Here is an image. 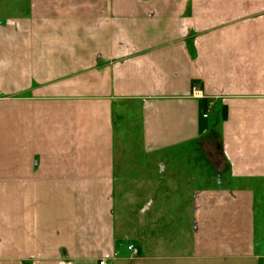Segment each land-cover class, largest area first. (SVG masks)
I'll list each match as a JSON object with an SVG mask.
<instances>
[{"label": "crops", "instance_id": "crops-1", "mask_svg": "<svg viewBox=\"0 0 264 264\" xmlns=\"http://www.w3.org/2000/svg\"><path fill=\"white\" fill-rule=\"evenodd\" d=\"M104 257L264 264V0H0V264Z\"/></svg>", "mask_w": 264, "mask_h": 264}, {"label": "rangeland", "instance_id": "rangeland-1", "mask_svg": "<svg viewBox=\"0 0 264 264\" xmlns=\"http://www.w3.org/2000/svg\"><path fill=\"white\" fill-rule=\"evenodd\" d=\"M7 13H11V8L7 7L6 8ZM218 139L215 138V140L211 143V147L213 150H217L219 145H218ZM122 148V147H121ZM131 148V147H130ZM129 148V149H130ZM139 149V146H137ZM204 150H209L208 144H205V147L203 146ZM158 156H154L152 158V161L155 162V160H158ZM129 160H127L128 162ZM139 161V160H138ZM132 171H136L134 175H132V181L130 184L127 185V189L122 188L119 190L120 196L128 201H130L131 206L127 207V211H131L130 213L132 214L131 217H128L132 221H135L136 223L140 222H149L152 220L154 217L153 210L156 207L157 203L159 202L161 197H164L163 191H161V187L164 186V182L159 181V172L161 171V168L154 164L151 163L149 165H144V164H134L131 166ZM153 172V174H152ZM151 173V174H150ZM150 176L152 177V180L150 179ZM157 177V180L154 179L153 177ZM135 182V183H134ZM160 189V190H159ZM150 200H156L155 207L153 208L152 212H147L145 214H141L140 210L137 209L136 203H149ZM127 219V218H126Z\"/></svg>", "mask_w": 264, "mask_h": 264}, {"label": "built area", "instance_id": "built-area-1", "mask_svg": "<svg viewBox=\"0 0 264 264\" xmlns=\"http://www.w3.org/2000/svg\"><path fill=\"white\" fill-rule=\"evenodd\" d=\"M201 95V91L198 86L193 87V96L199 97ZM206 116V115H205ZM128 250L131 252L132 255L137 256L139 255V249L135 247V245H129ZM107 257H104L99 260V264H107Z\"/></svg>", "mask_w": 264, "mask_h": 264}]
</instances>
